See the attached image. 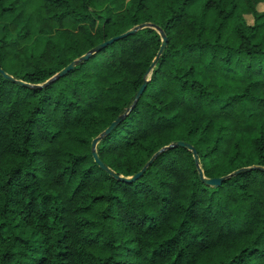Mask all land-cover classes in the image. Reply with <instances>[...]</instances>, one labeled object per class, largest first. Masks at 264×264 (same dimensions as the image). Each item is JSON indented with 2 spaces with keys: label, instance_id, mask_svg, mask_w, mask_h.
I'll use <instances>...</instances> for the list:
<instances>
[{
  "label": "trees",
  "instance_id": "16d2710c",
  "mask_svg": "<svg viewBox=\"0 0 264 264\" xmlns=\"http://www.w3.org/2000/svg\"><path fill=\"white\" fill-rule=\"evenodd\" d=\"M264 0H0V264H264ZM247 16H252V24ZM124 37L44 85L108 39ZM28 83L30 85L24 84Z\"/></svg>",
  "mask_w": 264,
  "mask_h": 264
},
{
  "label": "water",
  "instance_id": "95a60500",
  "mask_svg": "<svg viewBox=\"0 0 264 264\" xmlns=\"http://www.w3.org/2000/svg\"><path fill=\"white\" fill-rule=\"evenodd\" d=\"M148 27L154 28L155 30H157L158 33L161 36V39H162V44H161L160 50L157 53V56L155 57L154 61L152 62L151 66H150V69H149V72H148L149 74H151L153 69H154V67L156 66L158 60L160 59L161 55L164 53L165 49L167 48L168 37H167L165 31L162 28H160L159 26H157V25H155L153 23H143V24H140L138 26L133 27L132 29L128 30L127 32H125V33H123L121 35L112 37V38L108 39L107 41L102 42L101 44H99L95 48L91 49L87 54H85L82 57H80L78 60H75L72 63H70L68 66H66L64 69H62L60 72H58L54 77H52L50 80H48L44 85H47V84L51 83L52 81H55L58 78L65 76L67 73H69L71 70H73L79 63H81L84 60L89 59L92 55L96 54L98 51H100L101 49L105 48L107 45H110V44L114 43L115 41H118V40H120V39H122L124 37H127L129 35H132V34L136 33L137 31H139L141 29L148 28ZM0 72H2L6 78L13 79V77H11L9 74H7L3 70L2 67H0ZM149 81H150V79H147L144 82V84L142 85V87L140 88L139 92L136 95L135 101L132 104V108L135 107L137 105V103L139 102V100L141 99L142 95L144 94V92H145V90H146V88L148 86ZM24 84L30 85L28 83H24ZM132 108H130L128 110V112H126L125 114L119 116L115 121H113L111 123V125L108 128H106L92 142L93 155H94L96 161L101 165V167H103L106 171L112 173L117 179H120L121 181L128 182V183L136 182L137 180H139L146 173L147 169L153 164V162L156 160V158L161 153H163V152H165V151H167V150H169V149H171L173 147H179V146L185 147L188 150L193 152L194 159H195L197 168H198L199 173H200V177L209 186H219V185L222 184L223 181L227 180L228 178H231L234 175L240 174L243 171H250V170H254V169H263L264 170V167H257V166L245 167V168L238 169L235 172H233V173H231V174H229L227 176H223V177H219V178H207L204 175V171H203V169L201 167V161H200L199 153L196 150V148L192 144L180 140V141L174 142V143H172V144H170L168 146H165L162 149H160L159 151H157L152 156V158L147 162V164L138 173L134 174L133 176L126 177V176L117 175L102 161V159L100 158V156L98 154L97 146H98L99 142H101V140L105 136H108V135H110L112 133V131L122 122V120L127 116V114L129 113V111Z\"/></svg>",
  "mask_w": 264,
  "mask_h": 264
},
{
  "label": "rangeland",
  "instance_id": "374dc122",
  "mask_svg": "<svg viewBox=\"0 0 264 264\" xmlns=\"http://www.w3.org/2000/svg\"><path fill=\"white\" fill-rule=\"evenodd\" d=\"M263 9H264V5H262V6L260 7V10H263ZM247 19H248V22H249L250 24H252L253 21H254V18H253L252 16H247Z\"/></svg>",
  "mask_w": 264,
  "mask_h": 264
}]
</instances>
